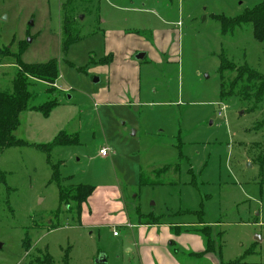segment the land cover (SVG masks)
Masks as SVG:
<instances>
[{"label": "rangeland", "instance_id": "rangeland-1", "mask_svg": "<svg viewBox=\"0 0 264 264\" xmlns=\"http://www.w3.org/2000/svg\"><path fill=\"white\" fill-rule=\"evenodd\" d=\"M263 1L0 0V55L21 50L23 64L55 60L59 74L54 84L28 87L14 136L29 146L0 151V264H96L104 257L118 264L126 257L122 241L132 236L97 217L106 216L105 202L89 208L90 195L84 203L102 227L79 226L72 198L82 185L114 190L132 223L139 215L197 225L189 230L205 245L210 239L222 264H264V93L256 101L259 83L231 69L219 74L225 60L264 79V42L250 25L224 35L215 20ZM63 26L76 39L67 46ZM161 32L163 52L155 44ZM17 72L15 61L0 57L1 91L12 90ZM113 86L123 87L125 100L105 104L99 97ZM52 100L47 118L29 111ZM59 132L77 143L33 147ZM102 148L114 154L103 158ZM176 165L178 177L169 172L152 185L151 172ZM173 247L181 264H205Z\"/></svg>", "mask_w": 264, "mask_h": 264}, {"label": "trees", "instance_id": "trees-1", "mask_svg": "<svg viewBox=\"0 0 264 264\" xmlns=\"http://www.w3.org/2000/svg\"><path fill=\"white\" fill-rule=\"evenodd\" d=\"M215 20L219 21L221 24V32L226 35L234 30V28H238L244 25H250L252 27L254 39L260 43L264 42V1L254 8L247 10L241 16L227 19L222 16H215ZM63 28V38H66L67 41L64 43L67 46L69 43L73 42L76 39H71L69 32L66 30V27ZM65 41V40H64ZM1 53V52H0ZM21 50L19 51V54ZM19 54L10 53L4 55H0L2 58H9L11 61L16 62V66L18 67V72L15 78L11 83V91L5 92L0 90V151L9 148L15 147H26L29 146L28 143L17 139L14 136L15 131L18 129L20 122L19 116L22 112L28 109V101L30 99V93L28 92V87L31 82L38 81L41 83L54 84L59 78L58 70H57V62L55 60H51L45 64H23L19 61ZM231 69L234 73H237V79L242 80L246 77L245 81L249 83H259V88H261V93L256 101H260L261 97L264 93V79L255 75L249 68L244 67L242 69H235L230 66L225 60L221 61L219 67V74L222 76L224 71ZM57 106V103L49 101L39 107H32L29 111L39 113L42 117L47 118L52 110ZM76 144V138L68 137L65 133L59 132L56 137L52 140L51 143L45 145H34L36 149L49 152L51 149L55 147H64L71 144ZM261 169L263 167V163H260ZM169 172L174 173L179 176V165L166 168H160L154 172H151L150 175H154L156 181L150 180L152 185L162 184L161 181L162 176H166ZM57 176V172L54 171ZM54 175V174H53ZM54 175V177H56ZM141 176V184L146 185L149 184L146 182L145 177ZM173 184L175 179L171 181ZM170 182V183H171ZM81 191L76 197L72 200L76 202L77 213H80L81 205H83L87 198L94 191V187L89 185H82ZM64 194L59 192V199L62 198ZM138 219L140 222L145 223L146 225H151L152 222L138 215ZM158 220H154L153 223H157ZM207 229L209 227L205 226ZM206 242V251L215 253L214 249L208 246V243L211 242L210 239H207ZM199 256V255H195ZM236 264V263H233Z\"/></svg>", "mask_w": 264, "mask_h": 264}, {"label": "crops", "instance_id": "crops-1", "mask_svg": "<svg viewBox=\"0 0 264 264\" xmlns=\"http://www.w3.org/2000/svg\"><path fill=\"white\" fill-rule=\"evenodd\" d=\"M161 34V35H160ZM158 33L155 36L156 45L160 50L163 48V35L164 32ZM145 48H147L145 46ZM134 51V50H133ZM131 51V52H133ZM153 50L151 46L148 45L147 52L151 54ZM163 52V50H162ZM154 53V51H153ZM111 55V60L114 58L113 54ZM113 57V58H112ZM111 62V61H110ZM129 63V62H128ZM130 64V63H129ZM119 66V67H118ZM119 68H122L120 65L114 67L115 72H119ZM120 75V74H119ZM136 81L133 82V89L131 90V94L136 97ZM113 85V84H112ZM124 86V85H123ZM120 88V89H119ZM105 104H111V102H124V91L123 87H119L118 89H114V86L107 92H104L99 97ZM121 104V103H120ZM106 196H111L110 199H114L113 201H105ZM117 193L112 190V192L107 189L95 188L92 192L91 196L87 200V205L89 208L92 206L95 209H99V204H106V212L105 215L102 213H98L102 216V222L106 218V222H109L108 225L115 224L117 226H125L128 229L129 233L132 237L126 236L123 238L122 245L128 252L126 257H122L120 262H115L118 264H181L177 259L176 250L173 246H178V248L182 249L183 252H186V257L188 260L191 259H202L205 264H222L219 262V258L216 253L207 252L206 245L201 236L196 233H193L189 230L191 227H195V224H187V223H178V224H169V223H151V225H146L145 223L140 222L139 220L136 223H132L128 221L127 215L122 211V207L116 203ZM87 209L83 204L81 207V213L79 216V226L85 229L89 228H97L102 227L101 225H94L96 223L102 222H92V212L90 209ZM118 211L120 213H118ZM86 212H90L89 214ZM110 213V214H109ZM110 215V216H109ZM116 215L115 217H112ZM117 218L118 221L114 222V219ZM96 219V218H95ZM113 229V228H112ZM115 229V228H114ZM113 235V234H112ZM115 239L119 238V234L117 236H113ZM134 248V254H132V249ZM124 249V250H125ZM182 252V253H183ZM199 255V256H195ZM99 260V259H98ZM97 260V261H98ZM119 260V259H118ZM116 260V261H118ZM235 261H229L228 264H233ZM96 264H109L108 259L104 257L100 262ZM239 264V263H237Z\"/></svg>", "mask_w": 264, "mask_h": 264}, {"label": "built area", "instance_id": "built-area-1", "mask_svg": "<svg viewBox=\"0 0 264 264\" xmlns=\"http://www.w3.org/2000/svg\"><path fill=\"white\" fill-rule=\"evenodd\" d=\"M114 153H112L110 150L106 149V148H102L100 151H99V155L103 158H107L111 155H113ZM118 233L117 231L113 232V236H117Z\"/></svg>", "mask_w": 264, "mask_h": 264}, {"label": "water", "instance_id": "water-1", "mask_svg": "<svg viewBox=\"0 0 264 264\" xmlns=\"http://www.w3.org/2000/svg\"><path fill=\"white\" fill-rule=\"evenodd\" d=\"M144 58V55L141 54L139 56L136 57L137 60H142ZM94 82H97V80H94ZM241 115V114H240ZM102 259H99L97 262H100Z\"/></svg>", "mask_w": 264, "mask_h": 264}]
</instances>
